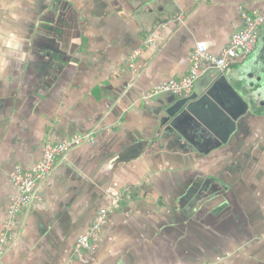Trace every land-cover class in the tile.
<instances>
[{
  "label": "crops",
  "instance_id": "obj_1",
  "mask_svg": "<svg viewBox=\"0 0 264 264\" xmlns=\"http://www.w3.org/2000/svg\"><path fill=\"white\" fill-rule=\"evenodd\" d=\"M254 10L264 0H0V233L15 166L40 161L47 141L95 136L60 158L0 264H67L125 189L132 199L73 264H264V25L221 73L215 97L237 117L225 142L162 125L192 93L143 99L188 73L199 42L220 54Z\"/></svg>",
  "mask_w": 264,
  "mask_h": 264
},
{
  "label": "built area",
  "instance_id": "obj_2",
  "mask_svg": "<svg viewBox=\"0 0 264 264\" xmlns=\"http://www.w3.org/2000/svg\"><path fill=\"white\" fill-rule=\"evenodd\" d=\"M245 20V26L232 35L230 42L222 49L220 54H211L208 43L199 42L190 53L188 73L178 80L174 79L160 84L154 90L145 93L143 99H150L161 93H173L180 96L189 95L193 93L196 83L210 68H216L222 73L228 68L232 59H235L241 53L251 52L264 25V10H254L246 14ZM154 41L152 35L144 41V44L148 46ZM134 60L132 58L129 62V68L132 70L134 69ZM94 140V134L89 132L73 134L60 142L47 141L44 144L40 161L29 169H23L20 165L15 166L11 172V178L19 190V196L9 205L8 218L0 233V261L6 252L7 246L14 240V227L20 213L38 197V188L55 170L60 158L85 142H93ZM132 197L133 191L130 189L122 190L114 195L113 203L103 207L94 218L89 230L77 238L73 258L67 264H73L76 255L96 249L109 215L121 209L124 202L131 200Z\"/></svg>",
  "mask_w": 264,
  "mask_h": 264
},
{
  "label": "water",
  "instance_id": "obj_3",
  "mask_svg": "<svg viewBox=\"0 0 264 264\" xmlns=\"http://www.w3.org/2000/svg\"><path fill=\"white\" fill-rule=\"evenodd\" d=\"M223 83H228L227 77L212 69L196 83L191 95L179 97L165 109L162 125L181 136H186L188 130L197 132V127L203 125L225 142L236 129L237 117L230 115L215 97ZM244 105L247 110L248 103Z\"/></svg>",
  "mask_w": 264,
  "mask_h": 264
},
{
  "label": "flooded vegetation",
  "instance_id": "obj_4",
  "mask_svg": "<svg viewBox=\"0 0 264 264\" xmlns=\"http://www.w3.org/2000/svg\"><path fill=\"white\" fill-rule=\"evenodd\" d=\"M197 137L207 142V140L209 139V133L207 129L202 126H198L197 127Z\"/></svg>",
  "mask_w": 264,
  "mask_h": 264
}]
</instances>
